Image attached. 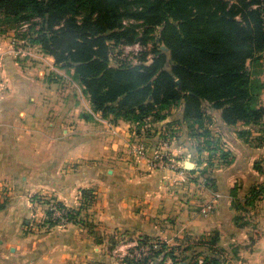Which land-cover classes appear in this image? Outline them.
Masks as SVG:
<instances>
[{
    "label": "crops",
    "instance_id": "crops-1",
    "mask_svg": "<svg viewBox=\"0 0 264 264\" xmlns=\"http://www.w3.org/2000/svg\"><path fill=\"white\" fill-rule=\"evenodd\" d=\"M12 44L0 39V264H124L145 237L175 251L163 264H190L194 242L214 235L232 264H264V193L249 201L264 188V170L255 168H264V120L229 127L206 104L205 129L231 154L225 165L220 150L201 152L204 137H190L183 104L145 126L158 127L156 136H142L129 122L93 118L88 95L67 84L52 57H26ZM259 79L264 86V73ZM173 122L176 138L166 140ZM156 151L177 169L152 166ZM84 190L93 191L89 206ZM51 198L75 209L79 222L32 232Z\"/></svg>",
    "mask_w": 264,
    "mask_h": 264
},
{
    "label": "trees",
    "instance_id": "trees-1",
    "mask_svg": "<svg viewBox=\"0 0 264 264\" xmlns=\"http://www.w3.org/2000/svg\"><path fill=\"white\" fill-rule=\"evenodd\" d=\"M0 20L34 29L30 42L56 66L73 70L102 118L137 126L162 123L173 106L183 104L190 137L207 140L201 152L209 151L210 158L220 149L205 129L207 103L222 111L229 127L264 120V86L254 73L264 54V0H0ZM135 43L146 49L137 64L116 57ZM219 152L231 164L230 152ZM261 164H255L259 171ZM262 193L264 188L254 189L249 201ZM83 194L89 206L93 191ZM211 239L206 250L214 255L202 264H223L218 236ZM157 243L151 259L162 256L163 264L177 258Z\"/></svg>",
    "mask_w": 264,
    "mask_h": 264
},
{
    "label": "rangeland",
    "instance_id": "rangeland-1",
    "mask_svg": "<svg viewBox=\"0 0 264 264\" xmlns=\"http://www.w3.org/2000/svg\"><path fill=\"white\" fill-rule=\"evenodd\" d=\"M33 31H34V29L28 30L26 26L10 25V24H7L5 21L0 20V39L10 38V40H12V43H13L12 48L16 52H20L23 54L25 53L26 57H48V55L39 46L30 42L31 38L33 37V35H32ZM140 32H141V30H140ZM158 34H159L158 31L153 34V36H155V40L149 41V45L147 46L148 51L151 49V47H152L151 45L153 43H157ZM119 51L115 52V55H118V56H116V57H118V59H119V57H121L120 59H125L128 63H132V64H136L138 62L140 54L136 53L135 50H127V51L122 50L123 55H122V53L119 54ZM119 55H121V56H119ZM262 57H263V59L260 61V63L257 64L255 71H254V73L257 75V77L261 76L264 73V54L262 55ZM59 69L64 70L66 75L69 76L70 79H68L67 77L66 78L63 77V78H65L64 80L68 81L67 84L70 83V86H72V87H74V86L75 87L76 86L82 87L81 84L75 79V77L73 75L74 72L72 74L73 70L68 69V68H62V67H59ZM83 92H84V89H83ZM84 94H85V92H84ZM92 111H93V115H92L93 118H95V116L98 118H102L100 114H96L94 112L93 108H92ZM103 119H105V118H103ZM107 121H109V123H111V124H117V122H118L112 116L107 118ZM175 123H177V122H175ZM168 125L169 126L167 127V131L164 133L163 138H165L166 140L172 139V141H173L174 138H176L175 137L176 133L174 131L176 129V127H174V129L172 128V125H174V122L170 123ZM135 126H136L137 130H139V131L143 130L144 131V132H142V136L154 137L158 133V127L152 126L150 128H147V127H145V126H147V124L146 125H140V126L135 125ZM111 129H112V127H111ZM171 129H173V131ZM204 142H205V140H204ZM221 142H222V139H221ZM221 142L218 141L214 145V147H216L219 150V146H220ZM204 147H206V145H204ZM204 147H203V149H204ZM217 149H215V150H217ZM144 153L146 154V150L144 151ZM220 155H221V153H220ZM143 157L148 158V157H146V155ZM77 215H78V213H77ZM78 222H79V219L77 217V221L75 223H78ZM32 232H35V231H32ZM212 237L213 236H210L209 239H207V240L202 239L200 241L194 242L193 258L195 257V261L194 262L191 261L190 264H195V263L196 264H202V263H200V261H202L205 257H212L214 255L212 251L206 250V245H208L212 241V239H211ZM143 239L149 240V241H154V242H160V241H157L155 238H150V237H145ZM139 240H140V238L136 239V241H139ZM118 241L119 242L114 243L113 245L119 246L120 244H123L122 242L124 241V239L118 240ZM124 244H126V243H124ZM175 249H176V247H175ZM126 250H127V248H126ZM130 250H131V248L128 251H130ZM218 252H219L218 254H220V256L222 257L221 259H222L223 264H232L233 259H230L225 254L221 253L220 250H218ZM128 261L129 260L127 259L123 263L124 264H131L132 263V262H130V261L128 262Z\"/></svg>",
    "mask_w": 264,
    "mask_h": 264
},
{
    "label": "built area",
    "instance_id": "built-area-1",
    "mask_svg": "<svg viewBox=\"0 0 264 264\" xmlns=\"http://www.w3.org/2000/svg\"><path fill=\"white\" fill-rule=\"evenodd\" d=\"M122 50H135L136 53H141L145 51V48L140 43H135L133 45H128L122 47ZM123 52V51H122ZM123 55V53H122ZM121 56V55H119ZM121 57H119L120 59ZM124 60L125 59H120ZM137 64V63H136ZM0 66H1V53H0ZM138 156H145L144 150L137 151ZM169 157L164 152L156 151L151 157L150 161L152 166H163L168 167L171 170H176L177 166L172 164L169 161ZM45 209L43 210V219L41 223H37L36 221L32 222L29 228L31 231L40 232L45 228L50 230L52 228H64L70 224H73L77 221V211L70 207H67L57 200L51 198L44 201ZM159 249V244L154 241H145L144 239H140L139 241H135L131 250L127 252L125 255L126 259H128L133 264L143 263L149 259H151L155 250ZM202 263V261H200Z\"/></svg>",
    "mask_w": 264,
    "mask_h": 264
},
{
    "label": "water",
    "instance_id": "water-1",
    "mask_svg": "<svg viewBox=\"0 0 264 264\" xmlns=\"http://www.w3.org/2000/svg\"><path fill=\"white\" fill-rule=\"evenodd\" d=\"M162 49H163L164 51H167V49L164 48V47H163ZM188 168H192V165H189V164H188Z\"/></svg>",
    "mask_w": 264,
    "mask_h": 264
}]
</instances>
